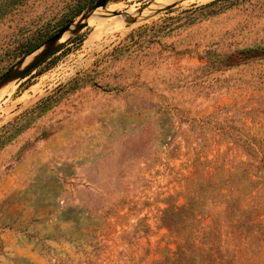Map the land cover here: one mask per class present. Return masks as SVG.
<instances>
[{"label":"rangeland","instance_id":"1","mask_svg":"<svg viewBox=\"0 0 264 264\" xmlns=\"http://www.w3.org/2000/svg\"><path fill=\"white\" fill-rule=\"evenodd\" d=\"M96 1L0 0V77ZM213 1L108 0L0 89V264H264V0Z\"/></svg>","mask_w":264,"mask_h":264},{"label":"water","instance_id":"2","mask_svg":"<svg viewBox=\"0 0 264 264\" xmlns=\"http://www.w3.org/2000/svg\"><path fill=\"white\" fill-rule=\"evenodd\" d=\"M108 0H97L92 11L83 15L79 20L62 26L57 32L50 36L40 47L19 60L0 77V89L10 82L18 81L30 74L36 67L49 58L62 45L61 39L69 34L75 35L88 25V19L98 8L104 7ZM68 36V37H69ZM33 54V55H32ZM32 55L30 59H27Z\"/></svg>","mask_w":264,"mask_h":264},{"label":"bare ground","instance_id":"3","mask_svg":"<svg viewBox=\"0 0 264 264\" xmlns=\"http://www.w3.org/2000/svg\"><path fill=\"white\" fill-rule=\"evenodd\" d=\"M99 9V8H98ZM98 9L97 10H95L94 11V13L90 16V18L88 19V23H94L95 24V31H97L98 29H100V28H102V25H103V23H104V20H102V18H101V16H99L98 15V13H97V11H98ZM108 26V25H107ZM94 31V32H95ZM68 36H69V34H67V35H65L62 39H61V41H64V39H66V38H68ZM33 55V54H32ZM32 55H29L28 56V58L27 59H30L31 58V56ZM11 83H14V82H10V83H8V84H6L5 86H3L2 88H8V85H10ZM11 86V85H10ZM9 86V87H10ZM11 88V87H10ZM9 90V89H8ZM3 91V90H2ZM6 92H7V90H6ZM1 94V93H0Z\"/></svg>","mask_w":264,"mask_h":264},{"label":"trees","instance_id":"4","mask_svg":"<svg viewBox=\"0 0 264 264\" xmlns=\"http://www.w3.org/2000/svg\"><path fill=\"white\" fill-rule=\"evenodd\" d=\"M217 1H219V0H215L212 3H215ZM37 47L38 46L31 48L30 51L28 50L27 51V54L30 53V52H32L33 50H35ZM165 262H168L169 264H181L180 261H179V258H176V260H172V261L165 260ZM161 264H163V263H161Z\"/></svg>","mask_w":264,"mask_h":264}]
</instances>
